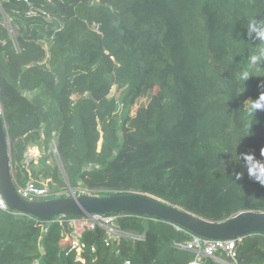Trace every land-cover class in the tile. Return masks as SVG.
<instances>
[{
  "label": "trees",
  "instance_id": "1",
  "mask_svg": "<svg viewBox=\"0 0 264 264\" xmlns=\"http://www.w3.org/2000/svg\"><path fill=\"white\" fill-rule=\"evenodd\" d=\"M32 1L48 19L25 17L21 0H0L21 24L20 50L0 28V91L18 182L31 174L57 189L138 191L215 221L264 211V187L254 180L248 188L226 165L239 152L264 175V109L249 115L264 103V61L249 63L264 42L247 32L253 19L264 25V0ZM243 74L245 82L238 80ZM113 85L125 90L123 117L110 96ZM151 90L148 104L131 113ZM53 143L63 172L52 162ZM34 144L44 154L27 166L24 154ZM112 214L145 238L125 237L116 254L104 243L103 227L86 230L89 247L78 258L67 220L0 209V264L193 261L195 253L177 245L190 232L149 216ZM227 258L264 264V232L246 235L237 260Z\"/></svg>",
  "mask_w": 264,
  "mask_h": 264
},
{
  "label": "water",
  "instance_id": "2",
  "mask_svg": "<svg viewBox=\"0 0 264 264\" xmlns=\"http://www.w3.org/2000/svg\"><path fill=\"white\" fill-rule=\"evenodd\" d=\"M0 193L9 210L36 219L56 216H92L96 214H128L149 216L175 224L192 234L210 239H236L253 233L264 232V211L241 210L222 221L199 216L178 205L142 192L134 191L116 195L98 196L79 194L54 198L29 200L16 189L12 153L7 125L0 117Z\"/></svg>",
  "mask_w": 264,
  "mask_h": 264
},
{
  "label": "built area",
  "instance_id": "3",
  "mask_svg": "<svg viewBox=\"0 0 264 264\" xmlns=\"http://www.w3.org/2000/svg\"><path fill=\"white\" fill-rule=\"evenodd\" d=\"M25 3L24 16L27 18L43 17L48 19V13L44 6L35 4L32 0H21ZM51 2V0H48ZM0 28L5 31L7 35L13 40L14 46L17 50H20V44L18 42V35L21 30V24L17 17L6 11L5 6L0 2ZM99 26L96 25V30ZM2 41V39H1ZM0 117L7 125L6 121V106L1 97L0 91ZM10 150L13 157V142L9 137ZM53 163L59 168L60 171H64V161L55 143L52 144ZM24 164L29 166L36 164L40 161L41 151L39 147L35 148L30 146L24 154ZM17 192L24 198L29 200L49 198L52 196L59 197L62 195L77 196L79 194H93L96 192L82 184L77 187H72L70 184L67 188L57 189L51 188L49 185L50 179L38 181L33 175H29L24 182H18L14 175ZM0 209L9 210L6 201L0 193ZM67 220L72 226L73 230L69 235L71 237V250H76L78 258L80 254L89 247L87 242L83 239V234L86 230H95L97 227H103L106 231V237L104 243L108 247L116 248V254L121 251L122 240L131 236L135 239H144L145 234H132L129 230L124 229L117 223L118 218L114 214H96L92 216L69 217L64 218L60 216V221ZM82 226L81 229H77V226ZM181 229V228H180ZM184 230V229H183ZM186 231V230H185ZM189 241L185 243L177 244L180 248H184L195 253V257L190 264H203L205 258H215L224 261L222 258H218L219 253H224L230 259L236 261L238 257V247L244 242L246 236H239L236 239H210L204 238L199 235L192 234ZM91 250L95 251L96 247L92 246ZM130 261L127 260L126 264Z\"/></svg>",
  "mask_w": 264,
  "mask_h": 264
},
{
  "label": "rangeland",
  "instance_id": "4",
  "mask_svg": "<svg viewBox=\"0 0 264 264\" xmlns=\"http://www.w3.org/2000/svg\"><path fill=\"white\" fill-rule=\"evenodd\" d=\"M28 97H32L34 92H26L25 93ZM152 94V90L149 91L144 97L139 98L136 100V102L131 106V113H135L137 108L142 106V105H147L150 97ZM111 97L115 98L118 101V114L120 117H123L125 111H126V103L124 102L125 99V90L123 88H118L117 85H113L112 87V92L110 94ZM250 104V99L246 100V105L249 106ZM39 144H34L33 147L37 148ZM39 150L41 151V154L43 155L44 152L43 150L39 147ZM241 154L237 152L235 155H233L226 163L227 167L232 170L235 174H240V178L237 179L240 183H243L245 186L248 188L253 187V182L255 179L249 176V172H254L253 167L250 164V167L247 169L246 165L244 166L243 160L244 158H241ZM246 158V157H245ZM242 159V161H241ZM248 161L249 159L246 158ZM250 162V161H249ZM36 167V166H35ZM38 168V167H37ZM20 169V166H16L15 168L13 167V174H16V171ZM33 170L30 167V171ZM255 172L259 175V172L255 170ZM260 176V175H259ZM261 180H264V175L263 177L260 176ZM257 181V180H255ZM258 187H264V184H261L259 181L257 183ZM67 187H64V189ZM106 190L105 191H96L93 192V195H98V196H105ZM60 220V219H59ZM118 224H120L119 220L117 221ZM48 225L45 226L47 228ZM82 226H77V229H81ZM218 258H222L224 261V264H231L230 261L228 260L227 257H223V253L218 254Z\"/></svg>",
  "mask_w": 264,
  "mask_h": 264
},
{
  "label": "clouds",
  "instance_id": "5",
  "mask_svg": "<svg viewBox=\"0 0 264 264\" xmlns=\"http://www.w3.org/2000/svg\"><path fill=\"white\" fill-rule=\"evenodd\" d=\"M247 32L250 38L253 40H256L259 42H264V25H259L255 19L249 22L247 27ZM260 61H264V49H257V54H253L249 57V63L251 65H255ZM249 75L243 74L238 77V80H243L245 82L248 79ZM258 109H264V103H258L252 106L251 111L249 112V115H255ZM249 156L253 157V160H255L254 154H247ZM244 158L243 164L246 165V168L248 169L250 167V162L245 158L244 155L241 156V158ZM242 161V159H241ZM249 176L253 179L259 181L261 184H264V180H261L259 178V175L256 172H249ZM240 178V174H236V179Z\"/></svg>",
  "mask_w": 264,
  "mask_h": 264
}]
</instances>
